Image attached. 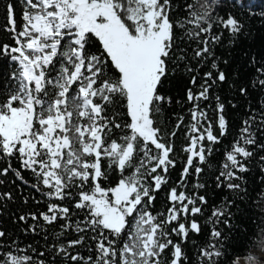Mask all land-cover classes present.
I'll return each mask as SVG.
<instances>
[{"label": "snow or ice", "instance_id": "snow-or-ice-1", "mask_svg": "<svg viewBox=\"0 0 264 264\" xmlns=\"http://www.w3.org/2000/svg\"><path fill=\"white\" fill-rule=\"evenodd\" d=\"M218 7L23 0L18 24L6 5L14 43L0 42V176L34 189L45 210L13 214L22 235L0 229V264H264V244L257 255L230 238L250 162L264 183V100L249 99L247 119L234 124L215 95L227 76L214 52L223 31L212 30L233 43L243 27ZM249 65L257 75L239 95L264 96V62ZM185 76L175 99L166 85ZM14 199L0 192V210Z\"/></svg>", "mask_w": 264, "mask_h": 264}, {"label": "trees", "instance_id": "trees-1", "mask_svg": "<svg viewBox=\"0 0 264 264\" xmlns=\"http://www.w3.org/2000/svg\"><path fill=\"white\" fill-rule=\"evenodd\" d=\"M9 2L15 5L16 19L19 24L23 0H0V42L14 43L8 39L10 34L3 31L6 24L5 8ZM190 2L195 4L197 0H190ZM218 5V14H231L243 26L241 32L231 38L234 41L233 43H229L230 37L226 30L220 27H214L212 30L213 34H219L223 31L220 44L214 46V52L215 56L220 58L217 60L219 68L227 76L226 82L215 88V95H219L221 101L225 103L228 119L233 121L234 124H239L242 119H247L244 115V109L249 99L257 105L264 100V96L259 95L255 91H252L251 96L248 98L240 96L238 92V88L242 84L248 83L257 75L255 69L249 65L250 59L255 57L257 60L264 62V16L261 15V13H264V0H218ZM192 47H196L195 43H192ZM224 60H227L228 63L224 64ZM197 70L202 73L207 71L208 67L200 65ZM3 71V62L0 61V72ZM186 80V76L183 78L172 77L170 83L166 85V91L175 99H181L184 96ZM230 100L237 105L235 109L228 104ZM214 103L215 101H213ZM171 107L177 113L182 112L180 106L175 103ZM183 142L182 135L178 133V138L175 140L176 145L179 147ZM12 164L13 167L19 168L17 161L13 160ZM6 166L7 163L5 161H0V169ZM260 166L256 161L249 163L251 171L247 174L246 183L249 195L242 200L236 198L238 207L233 206L231 209L234 230L230 234V238L234 243H239L243 247L244 242L248 241V251L259 254L261 251L260 246L264 244V183H262L258 175V167ZM22 174L26 179H31L28 172H23ZM175 177L176 174L174 173ZM0 179L5 180V184L0 185V192H12L15 197L14 201H5L4 203L7 207L0 210L2 211V214H0V229L7 230L10 236L22 235V230L26 226L23 222L17 221L14 223L13 214L19 211H36L37 208L43 211L45 210V205L43 203L37 205L32 199L33 196L40 198V194L35 193L34 189L26 186L17 188L12 183L14 176L11 172H9L7 177L0 176ZM17 184H19V181H17ZM24 197L29 199L27 205L23 203ZM208 197L211 201L220 199L219 194L211 190L208 191ZM29 223L35 222L29 220ZM30 237L31 233H29ZM69 238H74V236ZM37 239L40 240V245L44 243L39 237ZM27 242L28 240H25V243ZM79 250L83 252V246H80Z\"/></svg>", "mask_w": 264, "mask_h": 264}, {"label": "rangeland", "instance_id": "rangeland-1", "mask_svg": "<svg viewBox=\"0 0 264 264\" xmlns=\"http://www.w3.org/2000/svg\"><path fill=\"white\" fill-rule=\"evenodd\" d=\"M253 253H256V252H253ZM257 255H259V253H256Z\"/></svg>", "mask_w": 264, "mask_h": 264}]
</instances>
